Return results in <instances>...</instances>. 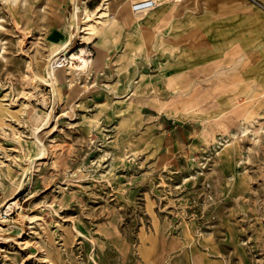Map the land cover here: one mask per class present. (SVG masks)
Listing matches in <instances>:
<instances>
[{"label": "rangeland", "instance_id": "obj_1", "mask_svg": "<svg viewBox=\"0 0 264 264\" xmlns=\"http://www.w3.org/2000/svg\"><path fill=\"white\" fill-rule=\"evenodd\" d=\"M111 1L0 0V264H264V93L213 122L161 107L149 120L186 145L136 150L151 138L89 97L95 39L109 37L96 23L131 13ZM70 40L94 65L72 76V59L53 87L50 59Z\"/></svg>", "mask_w": 264, "mask_h": 264}, {"label": "crops", "instance_id": "obj_2", "mask_svg": "<svg viewBox=\"0 0 264 264\" xmlns=\"http://www.w3.org/2000/svg\"><path fill=\"white\" fill-rule=\"evenodd\" d=\"M95 40L92 56L103 59L89 97L108 122L118 127L129 117L151 138L136 150L158 154L172 138L177 149L186 145L176 128L167 137L170 122L149 120L161 107L213 122L234 110L247 115L264 93V10L257 0L166 1L141 19L131 7L104 42Z\"/></svg>", "mask_w": 264, "mask_h": 264}, {"label": "bare ground", "instance_id": "obj_3", "mask_svg": "<svg viewBox=\"0 0 264 264\" xmlns=\"http://www.w3.org/2000/svg\"><path fill=\"white\" fill-rule=\"evenodd\" d=\"M114 2H115V0H112L111 3L109 2V4H113ZM80 9H81V7L78 6L77 7V12H76V19L77 20H79V12H80ZM87 17H90L89 14L87 15ZM115 22H118V21L117 20H114V21L101 20L100 22L97 21V23H96L97 24V27L96 28L98 29V34H102L103 35L102 36L103 38L106 37L107 36V33H109L111 24H113ZM90 26H92V25H90ZM86 34H88L89 36H91L93 33L91 31H87ZM72 38H74V36H72ZM68 44L69 43H65V44L59 46L53 52V54L54 55H57V54H60V53H65L66 50H67ZM89 55H91V54H89ZM89 55L87 54V51L85 49H82L81 52H80V54L73 55V58L72 59L76 60L77 62H75V63L72 62L71 65H70V73L72 74V76L73 75L75 76L76 74L80 75L82 73H85V74H88L89 73L90 69L94 65L93 60H92L91 57H89ZM63 64H65V63L60 64V66L57 67V68H53V67H50L51 66V60H50V66H49V69L47 68L48 69V73L47 74H48V77H49V79L51 81L50 84L53 87L56 86V82H58L57 69L58 68H61L63 66ZM44 149L45 148H43V150ZM35 161H37V160L35 159ZM23 186H24V183L21 184L20 190L23 188ZM4 206L6 208H8L7 210L9 212L12 211V210H14L15 207H18L19 206V203L16 200V196H14L11 199H9L8 201H6L5 204H4ZM2 209H4V208H2ZM12 212H14V211H12ZM5 213H6V211H5Z\"/></svg>", "mask_w": 264, "mask_h": 264}, {"label": "built area", "instance_id": "obj_4", "mask_svg": "<svg viewBox=\"0 0 264 264\" xmlns=\"http://www.w3.org/2000/svg\"><path fill=\"white\" fill-rule=\"evenodd\" d=\"M131 3L132 10L136 18L141 19L147 16L150 12L159 8L164 2L171 1V2H181L183 0H129ZM69 45L67 50L70 48L71 40L68 42ZM72 56L68 55V52L60 53L54 55L51 60V66L53 68H57L60 64H70L72 62Z\"/></svg>", "mask_w": 264, "mask_h": 264}]
</instances>
